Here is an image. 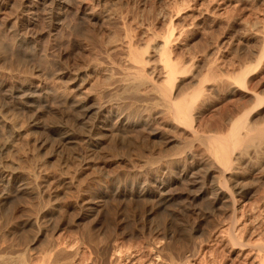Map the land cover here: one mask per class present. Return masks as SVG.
<instances>
[{"label": "rangeland", "instance_id": "1", "mask_svg": "<svg viewBox=\"0 0 264 264\" xmlns=\"http://www.w3.org/2000/svg\"><path fill=\"white\" fill-rule=\"evenodd\" d=\"M38 1L41 2L0 0V264H48V251L54 245L68 249L52 257L59 263L104 264L107 242L112 244L122 236L129 239L132 235L144 242L153 235L161 238L165 232L174 233L170 242L175 248L186 245L181 247L183 250L176 248V252L183 264H187L190 249L193 244L199 246L203 231L208 233L215 225L225 229L233 212L215 200L209 182L192 186L191 174L190 179L188 176L178 179L163 198L155 194L142 197L139 187L125 188L124 185L134 180L143 185L145 178L138 181L136 172L147 174L146 183H151L156 169L168 168V156L153 165H145L143 159L164 155L160 148L171 145L164 143V136L152 137L150 128L144 125L146 121L149 123L148 107L147 113L143 102L139 101L140 104L122 91L121 76L134 74L136 69L123 70L125 62L122 64L121 48L117 44L120 45L119 39L122 42L127 32L135 43L143 44L164 33V37L177 44L171 42L181 55L177 61L184 65L198 61L200 72L216 69L223 77L228 73L226 80L231 73L229 81L233 82L234 74L244 67L249 71L250 67L247 82L251 80L252 86L247 84L264 98V0H88L84 14H75L78 3L74 0L68 13L64 11L65 15L57 21L51 13V2L39 4ZM111 42L114 45L110 47ZM115 45L118 48L113 51ZM184 54L188 55L187 60L186 56L182 57ZM204 62L212 65H206L207 71ZM118 64L124 67L120 69ZM201 64L204 70L199 69ZM101 70L112 72L103 74ZM219 74L217 78L221 77ZM226 80L217 82L224 85L220 89L216 86V94L210 95L205 103L203 120L200 119L202 122L196 128L201 134L218 130L226 133L230 120L244 110H250V122L255 119V125L264 123V100L255 103V95L237 85L230 94ZM22 92L36 96L26 104ZM81 99L117 110L118 115L109 128L103 129L107 136L97 137L103 141L98 147L87 143L88 136L81 127L70 126L68 130L63 125L66 118L59 120V107L70 110ZM41 113L44 114L38 116ZM229 113L235 117H229ZM160 119L156 124L154 120L150 122L162 128L165 137H174L177 144L192 139L193 131H175ZM197 142L193 144L195 149L192 147L194 153L207 159L204 146ZM56 149L64 155L90 156L81 167L74 164L69 173H62L54 167ZM250 154L239 181L251 189L249 203L243 209L251 222L247 224L248 231L241 233V238L251 247L231 250L227 235H213L208 242L213 245L193 257L194 264H258L264 258L257 246L264 243V144L257 150L259 156L256 153L253 156V151ZM183 169L175 168L176 172ZM201 185L206 192L192 197L189 191L192 194Z\"/></svg>", "mask_w": 264, "mask_h": 264}, {"label": "bare ground", "instance_id": "2", "mask_svg": "<svg viewBox=\"0 0 264 264\" xmlns=\"http://www.w3.org/2000/svg\"><path fill=\"white\" fill-rule=\"evenodd\" d=\"M46 1L51 2V4H52L51 13L53 15V18L56 19V21H57V20L61 19L63 15H65L64 11L67 10V13H68V11H69L68 9L71 8V6H72L71 1H74V0H41V2L40 1H38V2H40L39 4H42V3H45ZM87 1L88 0H76V2L78 3V6H77V10H76L77 12L75 11V14H77V13L78 14H84L86 12V10H87L86 2ZM124 25H125V23H124ZM167 30H169V29H167ZM126 32H127V30H126ZM130 33H131V31H130ZM170 33L168 32L169 35H170ZM125 34H126V36L124 35L125 37L122 38V42L119 39L120 45L117 44L118 47L120 46V48H121V50H120L121 55H122L121 57L123 58L122 64L125 62V67L123 66L124 67L123 70L135 68L136 71L134 74L127 73L128 76L123 74V76H121V79H120V82H123L122 83L123 85L120 87H121L123 92L128 93L129 95L132 96V98L135 97V100H138V102L139 101L143 102L142 104L145 105V107H143V108H146V106L148 107L149 113L147 112L148 111L147 108L145 110L148 113L147 117L149 116V120H148L149 123H147V121L145 120L146 124H144V125L147 128H150L152 137L153 136L154 137L164 136V139H166V141L164 143L166 145H169V144L171 145V146H163L160 148V153H164V155L152 156L150 153L149 155H151V156L146 157L147 159H145V158L143 159V160H145L144 161L145 165L146 164L153 165V163L156 164V162L158 163V161H162L163 159H165V156H168V158H166V159H168V160H166L167 161L166 163H167L169 169L166 168L165 166H162V167H165V169H162L161 167H160L161 170L159 168H158L159 170L156 169V171L154 172L155 175L153 174L155 178L152 180L151 183L147 182L148 185L146 183V179L148 178V176H146L147 174L145 175L143 173H140L141 171L136 172L137 177H138V181L143 182V180L145 178L143 185L140 186L134 180L136 183L133 181L130 184L124 185L125 188H128L130 190H134L137 187H139L138 193L142 197H146L149 195L152 196L153 194H155V195L159 196L160 198H163L165 196L166 192L170 189V187L172 185H175L176 183H178V179H180L182 177H187V176L189 177V174H191L190 175L191 176L190 183L192 186L194 185V187L195 186L197 187V185L200 182L201 183H203V182H209L210 183V184L209 183L208 184L210 186L211 192L214 193L215 200L218 202H221L222 204H224V206H228V208H230L231 211L233 212V216L231 217V219L228 220L227 226L225 227V229H222L223 227L221 228L220 225L219 226L215 225L214 227H212L213 230H210V232L206 233L203 231V233L201 234L203 237H201V242H200L199 246L193 244L194 246L190 249L191 250L189 253L190 256L186 258L187 264H194L193 262H191V259H193V257L197 256V254H199L201 250L205 249V251H207L206 246L213 245L211 243H210L211 245H208V242H210L212 240L211 238L213 237V235H215V236H218V235L221 236L223 234L227 235L229 247L231 248V250L237 249L238 251H243V250H245L246 247H248V246L251 247V244L249 242H246L245 240H243V238H241L242 237L241 233H246L248 231L249 225L247 226V224H249L251 222V219L246 218V215L244 213L245 211H243V209L247 206V203H249L247 199L250 197L249 194L251 192V189H249V187L246 188L245 186L241 185V181H239L240 180L239 175L243 172V169H245L244 167H247L248 164H246V162H248V160L251 156V154H250L251 151H253L252 155L254 156V153L257 154V150L261 149V147L263 148V144H264V125L263 124L264 123H262V125H257V124L255 125V123H256L255 119L251 120L252 122H250V120H249L250 110H244L241 114L237 115L236 117L232 116V114L229 113V117L232 116L235 118H232L230 120L231 124H230V127L228 128V131L227 132L225 131L226 133H221L219 130L216 133L214 132V133H211L208 135L199 133L198 131H196V128H197V124H200L202 122V121L200 122V119H201L202 113L205 111L204 110V107L206 105L205 103L207 102L209 96L210 95L212 96L215 93L216 88H217L216 86H219V89H220V85L221 84L224 85L223 83H221L219 85L217 82L218 81L225 82L226 77H228V76L225 77V75H228V73L223 74L224 73V71H223L222 74L224 75V77H225L224 78L222 75L219 74L220 72L218 73L219 70H216L214 68L215 71H217L216 73L219 74V76L223 77V78H221V77L217 78V76H218L217 74L209 72V71H211L212 68H210V69L208 68L209 70L205 69V68H207L206 65H208V67H212L211 64H213V62L211 63L209 60L208 61L211 63L210 64L211 66L208 63L204 62V65H205L204 69L206 71L208 70V72H205V71L202 72L201 71L202 72L201 73L198 70V65H200V64L198 63V61L194 62L195 61V60H193L195 58L194 56H193L194 58L191 57L193 60V62H191V64L186 61L189 65L182 64L180 62V60L177 61V59L181 56L180 53L178 52V49H177L178 47L175 46L177 44H176L175 40L171 41L170 37H164V36H166V35H164V33L162 34L163 37H162V35H159L160 37L159 36L156 37L157 36L156 35L155 38L151 39L150 41L144 42L145 45L143 43H135L136 40L134 39V37H130L128 32ZM171 34H174L173 30H172ZM140 40H142V39H140ZM115 41H117V39L114 40L113 43ZM171 42H173L175 45ZM111 43H110V47H111V45H114L113 43L112 44ZM118 47L115 45L113 48V46H112V50L114 51ZM179 50H180V48H179ZM108 52H110V51H108ZM185 52L187 53V50ZM183 53H184V51H183ZM193 55H194V53H193ZM183 56H186V55L184 54V55H182V57ZM189 57H190V55H189ZM203 57H204V55H203ZM180 59H183V58H180ZM187 59H188V57L186 58V60ZM196 59L198 60V57ZM200 59H202V58H200ZM183 61H184V59H183ZM201 61H204V60H201ZM201 61H200V63H203ZM186 62H184V63H186ZM118 65H120V69L123 68V67L121 68V64H118ZM91 66H93V65H91ZM96 66L99 67V64ZM101 66H103V65H101ZM201 66H202V64H201ZM201 66H199L200 67L199 69H201V68L203 69V66L202 67ZM245 68L246 67H244V69L242 68V70H239L238 73L234 74L235 76L233 77V80H234L233 82L229 81V79L230 80L232 79V77L230 76L231 75V73H230V75H229L230 78H228L226 80L228 82H227V86L225 84V87H227V89L230 88V90H231V88L235 85L240 86L244 91L249 92L251 94L253 93L256 97L255 100L257 101V102L255 101V103H259V101H261L262 97L260 96V94L256 93L257 91H255V90L253 91L254 87L250 88V86H252V83H249L251 80L249 82H247L248 81L247 77H248V73L250 72V67H249V71H248V68H246V69ZM106 69H107V67H106ZM105 70H103V71H105ZM96 71H97V69H96ZM98 71H99V69H98ZM103 71H102V73H103ZM107 71H106L107 73L112 72V71L109 72V70H107ZM213 71L214 70H212L211 72H213ZM106 72H104V73L106 74ZM123 72H125V71H123ZM91 73H92V71H91ZM211 74H214L215 76L217 75L216 76L217 79L214 78V75L212 77ZM107 76H109L108 79H110L111 75L108 74ZM186 78L188 79V81L186 80L184 82V79H186ZM117 81L119 83V80H117ZM107 82H108V80H107ZM247 83L250 84V86ZM44 88H46V87H44ZM222 88L224 89V87H222ZM235 88H233V89H235ZM232 90H231V93L229 92L230 94L234 93V92L232 93ZM239 90H241V89L239 88ZM119 91H120V89H119ZM220 91H219V93H220ZM39 92H40V90H39ZM39 92H38V94H40ZM221 92L223 93L224 91H221ZM22 93H24V92H22ZM22 93H21V95L23 96L24 102L26 104L31 103L33 97L36 96L35 92H34L35 94H33V93L22 94ZM222 93H220V94L222 95ZM123 95H124V93H123ZM217 96L218 95H216V97ZM222 97H223V95H222ZM262 99L264 100V98H262ZM82 100H84V99L79 100L77 105L76 104H74L75 106L72 105L73 107L71 106L72 108L70 107V110L59 107L58 116L61 118L59 120H64V118H66V120H64V121H66L67 123L63 122V125L64 124L67 125L68 130H69L70 126L71 127L72 126L73 127H79V128L81 127V130L84 133H86L88 136L87 143L89 145H92V146L95 145V147L96 146L98 147L102 144L103 141L98 139L97 137L102 138L103 136H107V133H105L103 129L109 128L110 123L113 120V118L118 115L117 110L113 109L112 107H109V106L108 107L105 105L103 106L102 103L99 105H96L98 102L96 104H90L89 101H87V100L82 101ZM213 100H212V102H213ZM224 100H226V99L224 98ZM215 101L216 100H214L213 103H215ZM222 102H223V100H222ZM209 104H211V103H209ZM216 104H217V102H216ZM209 107H210V105H209ZM213 107H215V106H213ZM254 107L256 108L255 105H254ZM140 108L142 109V107H140ZM208 109H207V111H208ZM211 111H212V108H211ZM42 114H44V113H41V115L38 114V116H42ZM204 116H202V117H204ZM158 118L163 119L162 122H164V124L166 126L173 128L175 131L178 129H189V130L193 131L192 139L187 141V142H184V143L179 142L177 144L176 141L174 142V137L169 138V135H167V137H165L166 136L165 131L162 128L156 127L152 124V123H154V121L156 124ZM145 119H146V117H145ZM256 119H258V117ZM152 120H154V121L151 123L150 121H152ZM160 120H159V122L161 123ZM201 120H203V118ZM253 121H255V122L253 123ZM259 121H262V120H259ZM152 125H153V127H151ZM64 128L66 129V127H64ZM222 132H224V131H222ZM95 137H96V140L94 139ZM194 141H198L197 143L200 142V146H201V144L204 146V149H205L204 152H206L207 159H205L203 156H201V157L197 156L200 154L194 153L195 152V150H194L195 147H193ZM60 143H62V142H60ZM172 143L173 144L176 143L177 145H172ZM60 145H62V144H58L59 147H61ZM192 147L194 149H192ZM109 150L112 152V148H110ZM56 151L58 152V155L56 154V162L54 163V167L56 166L57 170L60 169L62 171V173H69V169L74 164H75L74 165L75 167H77V166L81 167L83 165V161H85V159H87L88 156H90V155H64L62 150L60 151V150L56 149ZM114 151H116V149H114ZM107 152H108V150H107ZM141 152H143V150ZM116 153H117V151H116ZM261 153H263V152H261ZM111 154H113V152ZM257 155L259 156V154H257ZM75 156H77V157H75ZM253 156H252V158H255ZM197 157H199V158H197ZM64 160L66 162H64ZM253 160H251V161L253 162ZM262 160H263V158H262ZM256 161H258V159ZM188 162H189V164H188ZM63 163H65V165H63V167L65 166V167H67V169H64L63 167L60 166V164L62 165ZM182 163H185L184 165L188 164L185 169H183L184 167L182 168V166H184ZM253 164H256V163H253ZM244 165H246V166H244ZM260 165H261V163H260ZM147 166H149V165H147ZM248 167H251V166H248ZM253 167L254 166H252V168ZM256 167H254V168H256ZM175 168H177L178 170L181 168L183 170L181 172H176ZM241 170H242V172H241ZM246 172H248V171H246ZM128 175H129V173H128ZM260 175L261 174H259V176ZM198 176H200V178ZM255 177L258 178L257 174ZM253 178H254V176H253ZM141 179H143V180H141ZM185 179H187V178H185ZM188 179H190V177ZM254 181H255L254 184L257 183V181L255 179H254ZM184 182H186V180L183 181V183ZM192 188H190V189H192ZM196 189H197L196 191L192 189L193 190L192 194H191V190L190 191L188 190L190 192V195H194V196H192L194 198L199 196V195H202L204 192H206V190H205L206 188L204 187V185H201V187L196 188ZM256 189L257 190H255V188H254V190L256 192H258L259 191L258 188H256ZM260 189H261V187H260ZM258 193L260 194V192H258ZM258 203L259 202H257V204ZM239 214H241V216H239ZM255 217H256V215H255ZM224 224H226V223H224ZM224 224H222V225H224ZM173 234L171 233L169 235V233L165 232V234L161 238L159 236L153 235L152 237L146 238V240L144 242L137 241V239L133 238V235L130 234V235H132V236H129L130 240L127 237H126L127 239H125V237L122 236L123 237L122 239H118L117 241H115L112 244H109V242H107L105 245V248H104L103 263L104 264H183V260L180 257L181 255L178 254V252H176V248L177 249L181 248V247L186 248L185 247L186 245L181 246V247L177 246L175 248L174 244H172L173 242L172 243L170 242L175 237V236H173ZM168 238H170L171 240H167ZM133 239H136V240H133ZM228 243H226V244L228 245ZM218 246H219V244H218ZM257 246L259 247V250L264 253V243L259 244ZM213 247H210V249ZM215 247H216V245H215ZM229 247H227V248H229ZM183 248H181V249L183 250ZM50 249L51 250L48 251V253H49L48 259H50L48 264H71V261L69 263L68 262L59 263L57 259L52 258L53 256L55 257V256L59 255L61 252L67 251L68 249L66 247L54 245V247L52 246ZM263 257H264V255H263ZM258 264H264V258L261 261H259Z\"/></svg>", "mask_w": 264, "mask_h": 264}]
</instances>
